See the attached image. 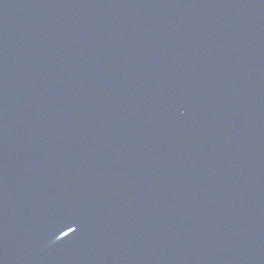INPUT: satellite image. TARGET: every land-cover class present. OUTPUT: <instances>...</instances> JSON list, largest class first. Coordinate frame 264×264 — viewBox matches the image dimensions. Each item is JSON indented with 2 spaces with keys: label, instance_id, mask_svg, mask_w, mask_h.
Listing matches in <instances>:
<instances>
[{
  "label": "water",
  "instance_id": "95a60500",
  "mask_svg": "<svg viewBox=\"0 0 264 264\" xmlns=\"http://www.w3.org/2000/svg\"><path fill=\"white\" fill-rule=\"evenodd\" d=\"M0 264H264V0H0Z\"/></svg>",
  "mask_w": 264,
  "mask_h": 264
}]
</instances>
